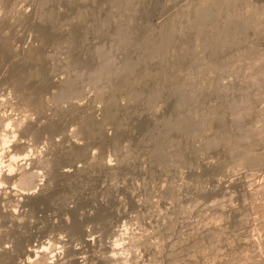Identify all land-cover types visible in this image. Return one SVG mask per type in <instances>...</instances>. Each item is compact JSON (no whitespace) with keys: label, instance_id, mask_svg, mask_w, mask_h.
I'll list each match as a JSON object with an SVG mask.
<instances>
[{"label":"rangeland","instance_id":"rangeland-1","mask_svg":"<svg viewBox=\"0 0 264 264\" xmlns=\"http://www.w3.org/2000/svg\"><path fill=\"white\" fill-rule=\"evenodd\" d=\"M192 2L0 0V169L16 172L25 156L50 164L32 166L43 198L0 205V251L16 250L17 264L42 249L49 264H264L263 159L237 166L229 138L218 141L264 118L252 75L264 28L204 49L178 19ZM159 39L167 47L151 54ZM124 67L130 75L113 74ZM243 96L244 117L230 109ZM259 139L252 152L264 158Z\"/></svg>","mask_w":264,"mask_h":264},{"label":"bare ground","instance_id":"bare-ground-1","mask_svg":"<svg viewBox=\"0 0 264 264\" xmlns=\"http://www.w3.org/2000/svg\"><path fill=\"white\" fill-rule=\"evenodd\" d=\"M256 1V0H255ZM253 1V0H197V2H196V4L194 5L193 4V2L192 3H190L191 4V6H193V8H191L190 10H187V9H185V10H187V11H185V13H180L181 15L178 17V19L180 20V18L183 20H185V22H186V24L187 25H189L192 29H191V31L193 30V28H196L198 31H199V33H198V37H196V36H194V37H196L195 38V40H197V41H195L194 40V44L196 43L197 45H199V46H201V47H208V50L210 49V48H212V51H214L215 49H217V48H219V47H221V46H223V45H226L227 43L228 44H230L229 42H231L233 39H234V37L236 36V34L239 32V31H241V30H243V29H246L247 31L248 30H250V28H252L251 30L253 31V28H254V30H255V28H256V30L257 29H262L263 30V28H264V5H259L260 3L259 2H263L264 3V0H262V1ZM241 4V5H239V7H237V4H239V3ZM193 4V5H192ZM22 13L23 12H21L19 15H21L22 16ZM25 16V15H24ZM213 18H216V20H213ZM19 19V18H18ZM17 19V20H18ZM181 20V21H182ZM19 21V20H18ZM176 27V26H175ZM248 28V29H247ZM173 29V28H172ZM188 29V28H187ZM174 30V29H173ZM195 32V31H194ZM256 32V31H255ZM172 33V32H171ZM170 33V34H171ZM174 33V32H173ZM196 33V32H195ZM256 33H258V32H256ZM263 33V32H262ZM238 34H240V36L242 35V33H238ZM162 36V35H161ZM163 37H165V39H166V41H167V39H168V34H164V36ZM167 37V38H166ZM164 39V40H165ZM162 41L161 43H160V39H159V44H153L152 45V43H151V45L149 44V51H151V54H154V53H152V52H157V53H155V54H159V52L162 50V48H166L167 47V45L168 44H165L166 43V41ZM163 42H165L164 44H165V46L166 47H164V45H163ZM235 42V41H234ZM234 42H233V44H234ZM169 43V42H168ZM196 46V45H195ZM201 47H196L197 49L199 48L200 50H203V49H201ZM250 47V46H249ZM252 47V46H251ZM147 47H145V49H146ZM215 48V49H214ZM205 49V48H204ZM214 49V50H213ZM220 49V48H219ZM223 49V47L221 48V50ZM248 49L249 48H247V51H248ZM254 49V48H253ZM218 50V49H217ZM216 50V51H217ZM243 50V49H242ZM246 51V52H247ZM251 51V50H250ZM254 51V50H253ZM245 51L243 52V54H245L246 53ZM249 52V51H248ZM201 53L203 54L204 52H202L201 51ZM260 53H262V52H260ZM239 54H241V57L243 56L242 55V52L241 53H239ZM247 54V53H246ZM249 54H251V52H249ZM257 54V53H256ZM263 54V53H262ZM255 55V54H254ZM153 56V55H152ZM156 55H154V57H155ZM239 56V55H238ZM248 56V55H247ZM246 55L245 56H243L244 58L245 57H247ZM251 56V55H250ZM259 56H261L260 54L259 55H257V59L259 60ZM262 57H263V59H264V56L262 55ZM240 58V57H239ZM248 58V57H247ZM247 58H246V60H247ZM251 58H252V56H251ZM253 58H256L255 56L253 57ZM263 59H260V60H263ZM239 60V59H238ZM245 60V59H244ZM244 60H242L241 61V63L243 62L244 63ZM177 61V60H176ZM254 61L255 60H253V63H254ZM229 62V61H228ZM233 62V61H232ZM231 62V63H232ZM250 62V61H249ZM257 63H260V62H257V60H256V65H255V63L253 64V67L254 66H257ZM129 64V63H128ZM247 64V63H246ZM260 64H263L264 65V60H263V62L262 63H260ZM129 66V65H128ZM229 66V65H228ZM249 66H250V64H249ZM245 67H247V66H245ZM258 67H260V68H258ZM209 68V67H208ZM211 68V67H210ZM216 68V67H215ZM248 68V67H247ZM246 68V69H247ZM249 68H251V70L253 69L252 68V62H251V66L249 67ZM98 70V69H97ZM207 70V69H206ZM215 70V69H214ZM248 70H250V69H248ZM254 70H255V72L254 73H252V75H253V80L255 79V81H258V82H260L258 79H260V80H262V84L264 85V66L262 67V65H259V66H257V69H256V67H254ZM253 70V71H254ZM130 71H131V68H129V67H124L123 69H116L115 71H113V74H118V75H120V74H123V73H128V75H130L129 73H130ZM133 71V70H132ZM100 73H101V71H99ZM123 72V73H122ZM252 72V71H251ZM110 73V72H109ZM62 83H64L63 81H62ZM61 84V83H60ZM260 84V83H259ZM259 84H258V91H259ZM262 84H260V88H262ZM62 85V84H61ZM60 85V87H62L63 88V86H61ZM260 90H262V89H260ZM59 91V90H58ZM60 91H61V89H60ZM260 94H262V92H259V95ZM259 95H257V96H259ZM263 95H264V92H263ZM261 96V95H260ZM244 98V99H243ZM247 98V97H246ZM246 98L243 96V97H240V100H238V98H237V101L235 102L234 101V103H235V105L233 106V102L231 103L232 104V106L230 105V109H232L233 107H235L236 106V110L233 108V110L231 111V113L233 112V114H235L234 112H236L239 108H241V109H245V107L244 108H242L243 106H247L246 104L249 102L248 100H246ZM247 101V102H246ZM1 106V105H0ZM249 106H250V104L248 103V108L247 109H249ZM79 107V106H78ZM80 109V108H79ZM218 109V108H217ZM240 109V110H241ZM259 109V108H258ZM260 109H263L264 110V108L262 107V108H260ZM259 109V110H260ZM240 110H239V112H240ZM263 110H262V112H263ZM212 110H210V114L212 115H210L209 114V111H205V113L207 114H205V117L202 115L201 116V114H200V116H201V120H204V119H206V116L208 117V116H210V118L208 117L207 119H209L210 120V122H212L211 121V119H213L212 117L214 116L212 113H214V114H216L215 113V108H214V111H212ZM219 111V110H218ZM242 112H240V114H241V116H243L244 117V115H242V113L244 112V114H247V113H245L247 110L245 109V111L244 110H241ZM201 113V112H200ZM219 113V112H218ZM220 113H222V112H220ZM230 113V114H231ZM223 114V113H222ZM239 113H238V115H240ZM259 114H260V112H259ZM196 115V114H195ZM218 115V114H217ZM217 115H215V117H217ZM264 115V114H263ZM233 117H234V115H232ZM197 117V116H196ZM196 117H193V119L194 118H196ZM202 117L204 118V119H202ZM218 117H220V114H219V116ZM218 117L217 118H214L215 120L217 119L218 120ZM232 117V118H233ZM235 117H237V120L238 119H240V116L238 117L237 116V114L235 115ZM234 117V118H235ZM246 117V116H245ZM257 118H258V116H257ZM196 120V119H195ZM199 120H200V118H199ZM209 120H208V122H209ZM259 120H260V115H259ZM205 121V120H204ZM203 121V122H204ZM257 121V120H256ZM262 121L264 122V118H263V120H260V121H258L259 123H262ZM193 122V121H192ZM191 122V123H192ZM203 122H202V124H203ZM206 123V122H205ZM204 123V124H205ZM259 123H257V126L260 128V125H258ZM190 124V123H189ZM195 124H196V122L194 123V126H195ZM206 124H208V123H206ZM263 124V123H262ZM198 125V124H197ZM264 125V124H263ZM1 126V125H0ZM193 125H192V127L193 128H195V130L196 129H199L198 127H200V126H204V125H198V127L196 128V127H194ZM215 126V125H214ZM2 127V126H1ZM0 127V128H1ZM192 127H190V130H189V128L187 129V132L189 131V133H190V131H193L194 129L192 128ZM209 127H210V125H209ZM217 127V126H216ZM220 127V126H219ZM240 127V126H239ZM253 127V126H252ZM252 127H249L248 126V128H250V129H248L249 131H252L251 133L250 132H248V130H247V128H246V130L244 131V133H240L239 135H238V133H236V135H238L237 137H236V135H234L233 133H232V135H234L235 136V142L237 143V141H238V147L236 146V144H235V142L233 141V138H230V137H228V135L227 134H229V133H227L226 134V130H227V128H226V130H225V134L227 135V137L226 136H224V140H223V137H220V135H224V132H222L221 131V133H220V131L218 132V131H216L217 133H218V137H215V134H213L214 136H212L211 135V137H210V140H211V138H212V140H214V141H216L215 140V138L217 139H219V137H220V140H218L219 142L221 141L222 143H223V141H224V143H227L228 142V140L227 141H225L226 139H228L229 138V141H230V145H232L233 144V146H234V151H232V152H230L231 154L233 153V155H234V152H235V155H237L238 157H232V160H233V158H236V162H238L237 163V166H238V164H239V166H241V167H244V166H246L247 165V167H248V161L250 162V160H251V163L252 162H254V163H256V162H258V160L260 161V160H262L263 159V161L262 162H264V158L262 157V154H260L259 155V153L257 154L256 152V155H258L257 157H259V159L256 157V155H255V153H253L252 152V149H253V145L252 144H254L255 142H256V140L253 142V140H254V137H257V138H260L259 139V141L260 140H262V138L264 137V130L263 131H259L260 129H264V126L262 127V128H257V127H255V129L257 128L258 129V131H256L254 128V130L252 129L251 130V128ZM19 128V127H18ZM23 128V127H22ZM28 128V127H27ZM34 128V127H33ZM183 128H185V127H183ZM186 128H187V126H186ZM201 128V127H200ZM204 128H206V126L205 127H203V129ZM222 128H224V126L222 127ZM30 129H31V126H30ZM182 129V128H181ZM193 129V130H192ZM219 129V128H218ZM242 129H243V127H242ZM1 131H4V130H2V129H0ZM18 130V129H17ZM195 130H194V132H195ZM201 130H202V128H201ZM0 131V132H1ZM28 131V130H27ZM197 131V130H196ZM215 131V130H214ZM232 131H233V129H232ZM239 131H240V128H239ZM242 131V130H241ZM240 131V132H241ZM247 131V132H246ZM253 131H254V133H253ZM184 132H186V130L184 131ZM186 132V133H187ZM204 132V131H203ZM205 132H207V130L205 131ZM229 132V131H228ZM237 132V131H236ZM256 132V133H255ZM193 133V132H192ZM191 133V134H192ZM202 133V132H201ZM200 133V134H201ZM20 134H21V131H20ZM199 134V135H200ZM73 135H74V133H73ZM188 135V134H187ZM190 135V134H189ZM194 135H195V133H194ZM196 135H197V133H196ZM230 135V134H229ZM263 135V136H262ZM185 136V135H184ZM201 136V135H200ZM207 136V135H206ZM217 136V135H216ZM231 136V135H230ZM72 137V136H71ZM8 138V132L5 130L3 133L1 132V134H0V143H3V144H5L6 143V141H5V139H7ZM193 138H194V136H193ZM199 138V137H198ZM214 138V139H213ZM222 138V139H221ZM237 138L239 139V140H237ZM195 139H197L196 138V136H195ZM203 140H204V138H203ZM203 140L201 141V144H202V142H203ZM206 140H208V139H206ZM241 140V143L244 145V143H245V146H246V144H247V142H252L251 143V145H252V148L250 149V147H251V145H250V143H249V145L247 144V146L246 147H244L241 143H239V141ZM258 140V139H257ZM209 141V140H208ZM218 141H216L215 142V144L213 145V146H215V145H217V142ZM259 141H257V142H259ZM263 141H264V139H263ZM5 142V143H4ZM73 142V141H72ZM200 141H198V143H199ZM218 142V143H219ZM220 142V143H221ZM260 143V142H259ZM73 144H75V143H73ZM208 144H209V142H208ZM210 144H212L211 142H210ZM229 144V143H228ZM260 144H262V143H260ZM2 145V144H1ZM220 145V144H219ZM222 145V144H221ZM241 145L243 146V147H241ZM257 145H258V143H257ZM22 146H24V144H22ZM21 146V147H22ZM212 146V147H213ZM226 145H224V147H225ZM233 146H232V148H233ZM248 146H250V147H248ZM254 146H256V144L254 145ZM259 146V145H258ZM4 147V146H3ZM205 147V146H204ZM203 147V148H204ZM238 149H240L241 150V153H240V151H239V149L237 150L236 148ZM261 147V146H260ZM1 148V147H0ZM228 148H229V146H228ZM231 148V149H232ZM255 148H258V147H255ZM226 150V152H227V149H225ZM229 150H230V148H229ZM258 150V149H257ZM256 150V151H257ZM0 151H1V149H0ZM237 151L239 152V153H237ZM250 151L252 152V154H253V156H254V158L252 157V156H250ZM254 151V150H253ZM260 151H262V150H260ZM263 151H264V149H263ZM2 152H3V148H2ZM2 152H0V157H1V153ZM5 152V151H4ZM6 153V152H5ZM4 153V154H5ZM10 153H11V150H10ZM46 153V152H45ZM228 153V152H227ZM229 153V154H230ZM237 153V154H236ZM9 154V151L6 153V155H8ZM42 154V153H41ZM40 154V155H41ZM47 154V153H46ZM46 154H42V156H44L45 157V155ZM2 155H3V153H2ZM5 155V156H6ZM239 155H241V156H239ZM4 156V155H3ZM9 156V155H8ZM48 156V155H47ZM47 156L45 157L46 159H47ZM231 156V155H230ZM263 156H264V154H263ZM250 157V158H249ZM12 158V157H11ZM45 158H37L36 159V157L35 158H32L31 159V157H30V159H28L26 156L25 157H23V159L21 158V160H20V165L16 162V164H17V171L16 172H14V170H16V169H12V167H14V166H12V164H11V162H10V164L8 165V167L7 168H5V170L3 169V170H1L0 169V184H10V183H17V185H18V187H20V191H17V189H15V188H13L12 187V189H10L9 187H6V188H3L2 186V189H0V205H2V203L4 202V201H10L11 200V202H12V199L13 200H16L17 202H19V203H22V204H27L28 202H38L37 200H39L40 198H43V196L46 194V192L48 191V184H46L45 182H41V181H39L38 180V174H36V172H34V170H33V168H32V166L33 165H46V166H48V165H50L49 164V161L48 160H46ZM238 158H240V159H238ZM251 158H253V161H252V159ZM15 159V158H14ZM18 159V158H17ZM16 159V160H17ZM15 160V161H16ZM11 161L13 162V160L11 159ZM23 163H22V162ZM235 161V160H234ZM256 161V162H255ZM235 163V162H234ZM246 163V164H245ZM250 163V164H251ZM260 163V162H259ZM258 163V165L260 166V167H262V165H263V163H262V165H260ZM244 164V165H243ZM257 164V163H256ZM255 164V165H256ZM107 165V164H106ZM254 165V164H253ZM108 167V170H113V167L110 165V164H108L107 165ZM250 166H252V165H250ZM258 166V167H259ZM5 167V166H4ZM15 167H16V165H15ZM37 167V166H36ZM45 167V166H44ZM257 167V168H258ZM34 168H35V166H34ZM48 168V167H47ZM238 168V167H237ZM236 168V169H237ZM250 168V167H249ZM251 168H253V167H251ZM235 169V170H236ZM240 169V168H239ZM115 170V169H114ZM112 172V171H111ZM48 174V173H47ZM50 174V173H49ZM51 174H53L52 172H51ZM58 174H60V176H68L69 177V171H62L61 173H58ZM55 175V174H54ZM50 176V175H49ZM52 176V175H51ZM54 177V176H53ZM53 177H52V179H53ZM64 177V178H65ZM67 177V178H68ZM46 178V177H45ZM49 178V177H48ZM47 179V178H46ZM48 180V179H47ZM38 181H39V183H38ZM53 181V180H52ZM47 182V181H46ZM49 182V181H48ZM50 182H51V180H50ZM49 182V183H50ZM12 186H13V184H11ZM50 185V184H49ZM51 188V187H50ZM15 191H17V192H15ZM263 189V188H262ZM263 194V196L262 197H264V193H262ZM45 198V197H44ZM262 200H264V199H262ZM14 202V201H13ZM35 202V203H36ZM16 203V202H15ZM18 203V204H19ZM34 204V203H33ZM264 211V210H263ZM263 218V217H262ZM264 223V222H263ZM263 226V225H262ZM264 227V226H263ZM1 242V244H2V241H0ZM0 244V245H1ZM4 248H6V246L5 247H3L2 246V249H1V251H0V263L1 264H17L16 262H15V252H16V250H15V252L13 253V251L9 248V250L10 251H8V250H6V249H4ZM4 249V250H3ZM14 250V249H13ZM13 253V255L11 254V253ZM31 252H33V251H31ZM31 252L29 251V253L28 254H31ZM37 255H36V259H35V261H32V262H29L30 264H49V263H47V260H46V257H45V250L44 249H42V251H40V252H37L36 253ZM35 256V255H34ZM27 257V256H26ZM31 258V257H30ZM35 258V257H34ZM27 259V258H26ZM111 259V258H110ZM29 261H31V260H29ZM54 261V260H53ZM53 261H51V262H53ZM50 262V261H49ZM51 262H50V264H51ZM57 262V261H56ZM55 261H54V264L56 263ZM112 262H115L113 259H112ZM62 263V262H61ZM57 264V263H56ZM60 264V263H59ZM118 264V263H117Z\"/></svg>","mask_w":264,"mask_h":264}]
</instances>
